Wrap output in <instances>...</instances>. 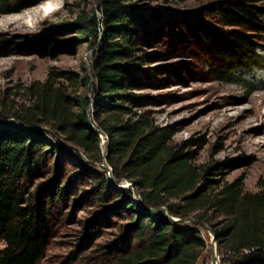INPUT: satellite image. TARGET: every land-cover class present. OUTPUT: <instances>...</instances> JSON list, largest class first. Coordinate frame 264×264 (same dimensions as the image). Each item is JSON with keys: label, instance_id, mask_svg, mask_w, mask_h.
Wrapping results in <instances>:
<instances>
[{"label": "trees", "instance_id": "obj_1", "mask_svg": "<svg viewBox=\"0 0 264 264\" xmlns=\"http://www.w3.org/2000/svg\"><path fill=\"white\" fill-rule=\"evenodd\" d=\"M44 1L0 0V14ZM129 1L102 0L104 38L94 82L88 74L51 72L27 88L25 98L0 95V264H39L45 258L55 212L69 202L78 177L67 176L62 165L68 149L93 165L103 162L102 138L93 124L108 137L114 180L133 184L143 200L141 206L132 189L112 185L105 171H89L97 202L120 220V234L102 248L105 254L118 264H200L209 248L202 232L149 211L166 207L181 220L196 214L198 222L211 225L209 213L223 218L212 226L222 264H264V179L256 193L244 192L238 182L200 188L203 169L191 163L195 152L173 144L172 132L141 111L142 97L132 92L149 84L139 53L152 25ZM218 13L223 27L203 24L198 35L220 57L217 72L264 66V7L236 0ZM94 23L83 19L80 26L92 31ZM47 178L33 190L35 181Z\"/></svg>", "mask_w": 264, "mask_h": 264}, {"label": "rangeland", "instance_id": "obj_2", "mask_svg": "<svg viewBox=\"0 0 264 264\" xmlns=\"http://www.w3.org/2000/svg\"><path fill=\"white\" fill-rule=\"evenodd\" d=\"M233 1L130 0L152 25L146 27L149 43L139 53L145 61L140 71L149 84L132 93L142 97V112L150 111L156 125L172 132L173 144L195 152L193 165L210 170L201 171L200 188L238 182L244 192L256 193L264 179V66L217 72L220 57L198 36L203 24L222 28L219 8ZM252 1L264 7V0ZM45 7V15L38 17ZM101 9L102 0H45L18 13L0 14V95L25 98L26 89L45 82L51 72L88 74L94 82L93 67L104 38ZM93 18L92 31L81 28L83 19ZM262 39L264 47V34ZM259 54L264 58V50ZM68 150L62 165L67 176L78 177L69 202L55 212L50 244L39 264H118L102 248L117 239L120 220L97 202L89 175L105 171L104 157L93 165L85 154ZM53 174L59 175L56 161ZM47 181L38 179L33 190ZM208 215L212 224L204 223L206 227L196 214L182 223L200 230L209 245L200 264H212L213 244L222 264L210 230L223 218Z\"/></svg>", "mask_w": 264, "mask_h": 264}, {"label": "water", "instance_id": "obj_3", "mask_svg": "<svg viewBox=\"0 0 264 264\" xmlns=\"http://www.w3.org/2000/svg\"><path fill=\"white\" fill-rule=\"evenodd\" d=\"M93 127L96 129V132L98 133V135L100 137H102V133L100 130H98L96 128V126L93 124ZM104 145V143H103ZM107 156H108V151L105 152V155H104V163L102 165V167L105 169L107 175H108V178H109V181L112 185H114L115 187L119 188V189H132L134 194H135V199L137 201V203L141 206H143V200H142V197H141V194L139 192V190L137 188H135V186L131 183H127V184H118L113 176H112V168L110 167L108 161H107ZM152 214H160V213H164V216H167L169 218L172 219L173 222H187L188 220L187 219H184V220H181V219H175L171 216L168 208L166 207H160V208H157V209H150L149 210ZM191 220H194L195 219H191ZM203 226L206 227V224L204 223H201ZM212 232V234L214 235V239L213 241L216 242V237H215V234L212 230H210ZM212 264H219V261L217 259V255H216V246L215 244H213V247H212Z\"/></svg>", "mask_w": 264, "mask_h": 264}, {"label": "bare ground", "instance_id": "obj_4", "mask_svg": "<svg viewBox=\"0 0 264 264\" xmlns=\"http://www.w3.org/2000/svg\"><path fill=\"white\" fill-rule=\"evenodd\" d=\"M44 9H45L44 11L41 10V11L38 12V15H37L38 17H42L43 15H45V13L47 11V7H45Z\"/></svg>", "mask_w": 264, "mask_h": 264}, {"label": "built area", "instance_id": "obj_5", "mask_svg": "<svg viewBox=\"0 0 264 264\" xmlns=\"http://www.w3.org/2000/svg\"><path fill=\"white\" fill-rule=\"evenodd\" d=\"M102 138V137H101ZM107 139H108V137L106 136V139H104L103 140V138H102V140L104 141V144L107 142Z\"/></svg>", "mask_w": 264, "mask_h": 264}]
</instances>
